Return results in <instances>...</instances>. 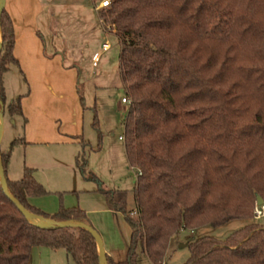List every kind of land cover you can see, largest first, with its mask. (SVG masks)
Returning a JSON list of instances; mask_svg holds the SVG:
<instances>
[{"label":"trees","instance_id":"trees-1","mask_svg":"<svg viewBox=\"0 0 264 264\" xmlns=\"http://www.w3.org/2000/svg\"><path fill=\"white\" fill-rule=\"evenodd\" d=\"M96 2L102 0H94ZM98 11L103 34L120 48L118 79L130 104L122 122L129 167L136 170L135 210L125 208L127 192L105 191L85 175L84 149L75 166L98 183L108 210L130 226L126 258L106 264H165L173 237L181 231L247 224L224 239H191L183 264H264V224L254 219L257 197L264 204V0H109ZM0 104L3 77L15 58L13 23L0 16ZM78 100L86 110L79 85ZM23 97L9 106L21 116ZM92 128L98 119L92 107ZM0 150L7 195L0 184V264H28L35 247L65 250L75 264H100L97 243L84 227L32 224L18 210L55 223L88 225L85 210L44 213L29 204L46 195L25 168L7 177L13 146ZM82 137L80 138V144ZM139 172V174H138ZM94 231V230H93Z\"/></svg>","mask_w":264,"mask_h":264},{"label":"crops","instance_id":"crops-1","mask_svg":"<svg viewBox=\"0 0 264 264\" xmlns=\"http://www.w3.org/2000/svg\"><path fill=\"white\" fill-rule=\"evenodd\" d=\"M1 7L13 23L14 54L18 61V68L11 66L16 71L9 68L3 77L5 100L9 91L11 105L16 98L23 97L21 116L12 115L17 119H12L8 128V147L15 140H23L19 144L26 158L22 174L25 168H32L34 178L45 186V180L37 173L39 168L58 161L61 167L49 170L60 179L56 178L57 182L68 181L65 175L72 165L70 155L75 152L70 149L76 150L84 135L77 89L80 85L85 108L95 105V90L108 89L118 78L119 45L113 35L103 34L97 16L101 9L94 0H2ZM3 141L4 133L0 150H8L2 148ZM13 167L11 154L7 177L19 180L22 174H12ZM91 197L84 201L96 203L98 209H84L88 224L98 235L95 214L110 219L121 213L109 211L101 193L95 192ZM38 198L30 197L29 204L38 206ZM96 243L98 250V240ZM106 256L110 257V252L103 248L100 264H106ZM29 258L28 264H64L71 260L65 250L41 247L33 248ZM147 261L150 264L148 258Z\"/></svg>","mask_w":264,"mask_h":264},{"label":"rangeland","instance_id":"rangeland-1","mask_svg":"<svg viewBox=\"0 0 264 264\" xmlns=\"http://www.w3.org/2000/svg\"><path fill=\"white\" fill-rule=\"evenodd\" d=\"M109 1V0H108ZM103 2L99 1V3ZM11 71H16L11 68ZM12 75V74H11ZM12 77V76H11ZM9 84V82H8ZM9 97L5 100L3 133L4 141L2 148L7 149L11 133L8 131L12 119L16 117L9 116L8 108L12 101L11 91ZM125 98L122 83L117 78L112 86L106 90H95V115L98 119L97 131L92 128L93 112L92 107L86 108L82 112L83 116V131L82 143L76 145V150L72 148L70 151L72 165L69 166V173L65 177L67 181L61 180L57 182L56 176H52V171L49 169L60 168L61 164L58 161L53 162L54 165L42 166L38 170V175L45 180L46 185L42 187L46 191V195L39 196L37 209L44 213L54 214L60 208L79 207L85 210V206L89 207L90 211L98 209L96 203L84 201L92 198L93 193L98 192V183L95 180H87L81 175L75 166L76 155L84 149V157L86 161L85 175H94L97 177L100 186L103 190H121L127 192L125 208L127 210H135L134 193L132 188L136 180V170L129 167L125 156V145H123L124 130L122 122L126 116L128 109L127 104L122 103ZM13 121V120H12ZM20 131V127L17 128ZM24 149L20 145L13 146L12 164L14 165L11 171L12 174L17 173V177L21 176V168L26 165ZM67 165V164H66ZM64 165V166H66ZM58 172V171H57ZM51 173V174H49ZM34 174V173H33ZM14 176V175H13ZM9 177H12L10 174ZM52 177V178H51ZM57 178V179H56ZM60 180V179H59ZM95 191V192H94ZM105 205V204H104ZM88 215V214H87ZM95 227L98 237L102 240L103 248L109 250L110 257L116 261H123L126 258V250L129 244V226L125 222L121 214H116L115 218L106 219L102 215H94ZM264 224V219L261 221ZM247 224L246 220H236L220 227L205 226L193 231H181L173 237V241L168 250L166 264H183L189 257L186 244L191 239H199L201 237L210 236L219 240L226 238L229 234L236 231ZM48 226V225H47ZM44 225L43 227H47ZM98 253V250H97ZM138 264H148L145 254H138ZM64 264H75L73 261H65Z\"/></svg>","mask_w":264,"mask_h":264},{"label":"water","instance_id":"water-1","mask_svg":"<svg viewBox=\"0 0 264 264\" xmlns=\"http://www.w3.org/2000/svg\"><path fill=\"white\" fill-rule=\"evenodd\" d=\"M3 3H4V0H3ZM3 11H4V9L0 10V16H1V14H2ZM0 48H1V44H0ZM2 110L3 109H2V106L0 104V121H1V124H0V141H1L2 136H3V128H4L3 118H2V112H3ZM0 179L2 180V188H3L4 192L7 195H9V193L7 191L6 180L3 177V170H2V165L1 164H0ZM9 196L11 197V195H9ZM12 201H13L14 205H16V207L18 208V210L21 211L25 215L26 218L28 216H30V217L32 216V217L38 218L41 221H43L46 224V226L47 225L48 226H53L54 224L61 225V226H63V225H70V226H76V227H79L80 226V227H84V228L90 230L92 232L93 236L96 237V240H98V243H99L98 256H99V259H100V257L102 258V254H103L102 240L99 239L98 235H96V232L93 231L88 225H85V224H82V223H74V222L55 223V222H53L50 219H47L46 220V219H43L41 217H38V216H35L33 214L28 213L27 210H25L24 207L16 199L15 200L12 199ZM256 204L257 205H263V202H262V200L259 197H257V199H256ZM187 244H186V246H187Z\"/></svg>","mask_w":264,"mask_h":264},{"label":"built area","instance_id":"built-area-1","mask_svg":"<svg viewBox=\"0 0 264 264\" xmlns=\"http://www.w3.org/2000/svg\"><path fill=\"white\" fill-rule=\"evenodd\" d=\"M110 4H109V1L108 0H103V2L99 3V9H103V8H106L108 7ZM103 50H105V47H103ZM96 62V61H95ZM122 103L123 104H127L129 105L130 102L129 100H127L126 98H123L122 99ZM121 141H123V139H120ZM137 173V172H136ZM139 174V172H138ZM0 184L2 186V180L0 179ZM256 204V203H255ZM254 219H261L264 217V204L263 205H255V208H254Z\"/></svg>","mask_w":264,"mask_h":264},{"label":"bare ground","instance_id":"bare-ground-1","mask_svg":"<svg viewBox=\"0 0 264 264\" xmlns=\"http://www.w3.org/2000/svg\"><path fill=\"white\" fill-rule=\"evenodd\" d=\"M2 0H0V10L2 9ZM0 44H1V39H0ZM27 219L31 222V223H33V224H35V225H39V226H44V225H46L43 221H41L40 219H36V218H34V217H30V216H28L27 217Z\"/></svg>","mask_w":264,"mask_h":264}]
</instances>
